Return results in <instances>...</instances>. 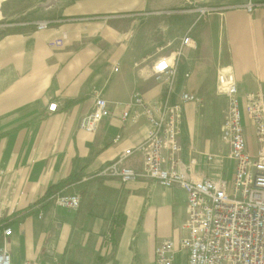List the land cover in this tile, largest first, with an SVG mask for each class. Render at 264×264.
<instances>
[{"label": "crops", "instance_id": "obj_1", "mask_svg": "<svg viewBox=\"0 0 264 264\" xmlns=\"http://www.w3.org/2000/svg\"><path fill=\"white\" fill-rule=\"evenodd\" d=\"M55 1L43 17L53 19L49 27L0 33V221L13 227L6 242L14 262L154 264L158 240L170 238L172 264H188L180 245L187 192L147 176L139 152L124 160L140 173L135 180L98 171L152 129L140 110L123 117L136 92L177 103L190 91L211 104L216 96L209 92H216L212 84L223 68L235 75L242 109L247 94L264 91V0ZM2 2L1 21L9 19L2 12L8 0ZM188 3L208 14L193 27V45L184 47L168 84L155 78L153 65L178 49L191 22L182 10ZM33 8L19 4L18 15ZM97 96L107 99L111 114L89 132L79 122ZM53 100L59 104L49 112ZM197 109L183 104L180 140L187 158L195 148L211 151L206 129H195ZM246 134L250 146L253 126ZM58 193L79 194L80 207L49 199Z\"/></svg>", "mask_w": 264, "mask_h": 264}, {"label": "built area", "instance_id": "obj_2", "mask_svg": "<svg viewBox=\"0 0 264 264\" xmlns=\"http://www.w3.org/2000/svg\"><path fill=\"white\" fill-rule=\"evenodd\" d=\"M247 9L250 11L252 5ZM43 25L45 27L46 23ZM60 42L55 40L54 43ZM191 43V36L186 34L173 57L158 59L153 65L157 80L172 84L178 57ZM185 76L188 77L189 72ZM218 89L226 98V106L220 128L223 146L217 152L206 153L195 148L194 155L187 158L183 154L180 140L183 104H201L198 94L183 91L179 102L164 103L148 101L136 92L123 117H128L131 110L135 115L140 110L152 129L142 142L103 166L98 175L135 180L140 173L124 160L133 152H139L147 176L165 186L178 184L187 192L180 245L188 252V264H264V91L247 94L242 109L235 75L225 68L219 72ZM58 104L56 100L50 102L48 111L55 112ZM110 114L107 99L97 96L93 109L81 117L79 126L93 132ZM244 119L254 128L258 143L254 155L249 149ZM224 157L233 161L232 175L226 171ZM214 161L222 167L208 171L198 168L200 163L206 166ZM49 199L68 209H78L81 204L77 193H58ZM12 234L13 227L0 221V238L5 241L0 244V264H17L6 242ZM175 251L172 239L160 238L155 247L154 264H172ZM20 264L38 262L26 258Z\"/></svg>", "mask_w": 264, "mask_h": 264}, {"label": "rangeland", "instance_id": "obj_3", "mask_svg": "<svg viewBox=\"0 0 264 264\" xmlns=\"http://www.w3.org/2000/svg\"><path fill=\"white\" fill-rule=\"evenodd\" d=\"M3 0H0V8ZM56 2L55 0H8V2L5 4V6H2V12L8 14L9 13V19L7 17H3L2 21L0 19V33L4 31V29L7 28H21L24 26H34L36 29H44L47 28L53 23V19H43V17L49 12L51 6ZM19 4H31L34 6L33 10L28 13V15H18L19 9L18 6ZM204 7H201L199 5H195L193 3H188L185 5L182 10L185 11L186 13V20H187V25H189L186 28V33L182 34V38L187 34L191 36L192 43L191 46L193 45V38H192V30L193 27L197 25V23L202 19L204 16L202 13V9ZM204 10V9H203ZM5 11V12H4ZM205 15L208 13L205 12ZM32 18H40L39 21H35L36 19ZM42 19V20H41ZM35 21V22H34ZM43 23H46V26L44 27ZM181 38V39H182ZM220 72V71H219ZM218 72V75H219ZM218 75H217V82L215 83L214 87L212 84V88L216 90V92H209L210 95H213L214 97L216 96V99L213 100V103H208V100L203 98L199 93L200 97L202 98V102L199 105L194 104L196 106L197 111H195L196 114V119H195V129L198 128L200 131H204L206 129V139H209L208 141L210 142L211 146L209 149L211 151L209 152H217L220 147L223 146L222 141H221V134H220V128L224 116V109L226 106V98L223 104V97L221 96L222 93L219 92L218 89ZM223 95V94H222ZM223 106V107H222ZM198 122V125L197 123ZM252 126H246L245 130L246 133L251 131ZM250 151L251 154H256L258 150V143L254 135V139H252L250 143ZM203 152L205 150H202ZM206 152V153H209ZM224 159V164L225 167L227 165V173L229 175H232V169H233V161L230 160L227 157L222 158ZM228 161V162H227ZM222 166L217 165L216 161L212 162L211 165H206V168L208 170H217L221 168ZM50 196V195H49Z\"/></svg>", "mask_w": 264, "mask_h": 264}, {"label": "trees", "instance_id": "obj_4", "mask_svg": "<svg viewBox=\"0 0 264 264\" xmlns=\"http://www.w3.org/2000/svg\"><path fill=\"white\" fill-rule=\"evenodd\" d=\"M29 212H31V210H30V211H28V212H26V213H29Z\"/></svg>", "mask_w": 264, "mask_h": 264}]
</instances>
